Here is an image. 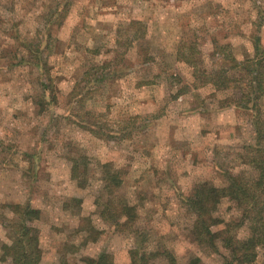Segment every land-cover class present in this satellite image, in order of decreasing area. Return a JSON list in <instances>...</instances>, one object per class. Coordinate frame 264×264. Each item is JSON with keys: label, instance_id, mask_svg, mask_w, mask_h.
<instances>
[{"label": "rangeland", "instance_id": "1", "mask_svg": "<svg viewBox=\"0 0 264 264\" xmlns=\"http://www.w3.org/2000/svg\"><path fill=\"white\" fill-rule=\"evenodd\" d=\"M260 55L264 0H0V264H224L246 204L221 201L211 247L183 201L256 179L254 110L220 105Z\"/></svg>", "mask_w": 264, "mask_h": 264}, {"label": "trees", "instance_id": "2", "mask_svg": "<svg viewBox=\"0 0 264 264\" xmlns=\"http://www.w3.org/2000/svg\"><path fill=\"white\" fill-rule=\"evenodd\" d=\"M258 55L259 54H257L256 57H258ZM221 59L224 60L225 63L230 64L234 61V59H231V56H222ZM256 59L255 64L257 70L255 67L253 70H248L250 76L255 72L256 75L254 78L247 80V88L241 86L243 81L234 80V82H232V84L236 82L235 87L240 90V98L237 100L231 98V100H227L220 105V107L235 106L237 108L254 110L253 125L255 126L256 140L251 146V149L256 155L251 159L250 163L255 166L257 171L258 175L256 179L252 182H246L244 177L240 174H231L230 183L225 187H217L205 181L199 183L195 187L193 193L184 198L183 201L187 208L196 216L194 232L197 239L202 243H209L211 247H216L215 237H219L221 234V232H214L212 227L224 223V220L220 219L215 214L221 201L225 198L234 200L240 208H243L246 204V210H244L243 213V221H249L251 223L252 235L246 240H236L232 234H227L222 237L224 246L229 250V255L226 257L224 264H246L254 262L257 258V248L259 246H264V114L259 107V102L264 99V56L260 55V57ZM224 72L225 70L219 72L220 82L229 78L224 75ZM221 86H223V88L230 87L224 83H222ZM105 167L107 168V165H105ZM104 178L106 180L107 189L112 186L118 187L122 182L117 173L109 174V172H107ZM113 191L114 190H112L111 193H113ZM118 204H115L113 208L115 218L118 217L115 220L116 225L121 224L120 219L122 217L120 216L122 215L127 216L126 221L131 222L135 219V213H133V208L131 206ZM108 205L110 206V204H107L106 211L108 210ZM15 207L19 208L18 206ZM32 211L37 213L35 210ZM27 213H30V211ZM23 227L24 229H28L26 224H24ZM27 256L28 253L23 251L22 254L19 255L20 259H14L12 264H38L39 258L31 257V259L28 260L22 259V257ZM167 256L170 264H177V259L172 253H168ZM98 261V264H102L103 256L100 257ZM197 261L198 259H195L188 264H197Z\"/></svg>", "mask_w": 264, "mask_h": 264}, {"label": "crops", "instance_id": "3", "mask_svg": "<svg viewBox=\"0 0 264 264\" xmlns=\"http://www.w3.org/2000/svg\"><path fill=\"white\" fill-rule=\"evenodd\" d=\"M222 112H224V113L227 112V113H233L234 114L235 110L233 108L232 109L229 108V109H223Z\"/></svg>", "mask_w": 264, "mask_h": 264}]
</instances>
